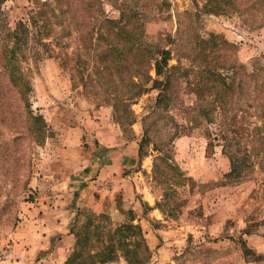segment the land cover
I'll return each instance as SVG.
<instances>
[{"label": "rangeland", "instance_id": "obj_1", "mask_svg": "<svg viewBox=\"0 0 264 264\" xmlns=\"http://www.w3.org/2000/svg\"><path fill=\"white\" fill-rule=\"evenodd\" d=\"M103 1L105 14L118 18L120 0ZM203 3L136 0L129 5L145 13L143 40L154 53L170 52L168 66L191 64L186 52L195 37L213 34L226 44L218 45L219 58H209L208 66L242 65V71L264 78V0H234L222 10L209 7L211 11ZM27 4L3 1L10 29L26 16ZM68 29L71 35L58 45L51 41L46 48L30 41L21 60L32 88L30 133L11 140V129L0 123V264H63L76 249L75 232L88 238L82 252L113 246L111 260L94 256L91 264H128L119 235L112 239L108 234L122 224L137 225L141 233L142 239L133 231L128 243L139 261L134 264H264V169L256 163L239 178L229 174L223 141L213 139L219 116L209 114L198 120L200 125L189 124L185 108L193 107L196 98L187 78L175 75L165 107L157 105L161 89L143 76L137 79L147 91L129 105L117 103L128 94L130 62L109 57L108 63L115 60L114 79L108 69L98 78L88 57L95 41L79 40ZM86 31L89 27L81 33ZM100 46L105 49L106 41ZM206 50L213 54L209 46ZM150 76L164 79L153 68ZM15 111L22 115L23 110ZM124 150L128 167L122 174L135 197L92 210L89 196L79 190L87 182L73 179L100 177L92 192L108 190L114 182L101 179L109 178L101 168L110 162L111 152ZM144 187L154 204L138 199Z\"/></svg>", "mask_w": 264, "mask_h": 264}, {"label": "trees", "instance_id": "obj_2", "mask_svg": "<svg viewBox=\"0 0 264 264\" xmlns=\"http://www.w3.org/2000/svg\"><path fill=\"white\" fill-rule=\"evenodd\" d=\"M4 0H0V123L11 129V140L30 133V124L27 120L31 112L29 93L32 90L29 81L25 78L21 67V60L25 58V51L30 41L48 48L52 41L58 45L62 37L71 35L65 30L72 27L78 33L79 40L95 41L91 44L93 52L88 57L93 60V72L102 78L104 69L111 72L114 79L115 72L112 63L107 58L116 57L126 60L128 64V79L130 80L128 94L123 101L124 105L131 104L132 100L145 93L148 87L144 86L137 78L143 76L151 82V86L160 88L157 105L165 107L169 102L170 86L175 75L187 78L185 81L195 94L193 107L185 108L187 119L191 126L200 125L199 119H209V114L216 115L217 130L213 139L221 138L223 141L222 153L227 156L230 164L229 174L233 178L245 175L257 163L264 169V78L256 71L244 72L242 65L221 63L217 66H208V59L217 61L219 58L221 40L211 35L205 39L196 36L193 45L186 54L191 59V64L168 66L170 52L161 50L158 54L153 51V45L143 40L141 20L145 13L137 11L130 6L136 0H120L117 6L118 18H111L103 10V0H28L26 16L16 22L15 28L10 29L1 7ZM234 0H204L203 8L211 11L222 10L225 5H233ZM209 7L213 9H209ZM216 12V11H215ZM89 27V31L81 33L82 28ZM56 28H59L56 30ZM64 31V33H61ZM49 39V41H44ZM101 40L106 41V48L100 46ZM210 47L213 53L207 51ZM214 48V49H213ZM98 49V50H97ZM124 55V56H123ZM157 55L159 58H155ZM95 56V58H94ZM217 59V60H216ZM142 60V61H141ZM211 61V62H212ZM107 62V63H106ZM78 64V63H75ZM208 66H206V65ZM155 74L164 73L163 80L150 76V70ZM218 68L225 69L220 72ZM179 73V74H177ZM90 78H81L84 82ZM85 84V83H84ZM114 99L118 96H113ZM116 109V104L114 105ZM23 110L22 115H17L15 110ZM194 112V116H193ZM24 117V119H23ZM27 120V121H26ZM211 122V120H208ZM207 137L210 131L205 128ZM1 133V130H0ZM6 149V147H5ZM7 150V149H6ZM7 153V157H9ZM21 155L16 157L17 160ZM133 231L139 234V227L133 224H122L114 231L108 232L110 238L119 235L118 243L122 245V253L128 264H134V250L130 248ZM130 232V234H129ZM76 249L71 252L63 264H91V259L97 256L104 261L112 258L114 249L112 245H105L106 251L82 252V247L88 242L86 235L75 232ZM131 237V238H130ZM126 238H129L127 241ZM140 238L141 233H140ZM147 251V246L145 245ZM139 262V261H138Z\"/></svg>", "mask_w": 264, "mask_h": 264}, {"label": "crops", "instance_id": "obj_3", "mask_svg": "<svg viewBox=\"0 0 264 264\" xmlns=\"http://www.w3.org/2000/svg\"><path fill=\"white\" fill-rule=\"evenodd\" d=\"M126 150H124L121 154H115L111 152V160L108 164L103 165V167L101 168L102 171L107 172V175H109V178H106L105 176H103V178L101 179H106V181H113L114 185L111 186L110 188L112 189H108V190H104L101 189L100 194H94V192H92V188L93 187V182L94 183H99L100 177H98L95 181H87L85 180L86 178H84V176L82 177V175L80 176V179H73V182L77 181V183H80L83 179V181L87 182V184L80 188V192L81 195L84 196L83 193L86 192V194L89 197H86L87 199V206L91 207L92 210L100 212L103 211L104 209L107 210V208L109 206H111V202L113 203L115 201V199L120 200V204H124V202H126L125 204H127L130 201V197L134 198L135 197V192L132 191L131 194L129 195V189H131L130 185L128 184V182L126 181V179L123 177L122 171L125 167L127 166V154L125 152ZM121 155V156H120ZM125 164V165H124ZM75 174V172H74ZM101 176V174H100ZM129 188V189H128ZM79 192V193H80ZM92 192V194H91ZM141 194L139 195L138 199H142V201L147 202L149 205L154 204V198L151 196V194L148 192V190L144 187V189L140 190ZM134 193V194H133ZM132 195V196H131Z\"/></svg>", "mask_w": 264, "mask_h": 264}]
</instances>
